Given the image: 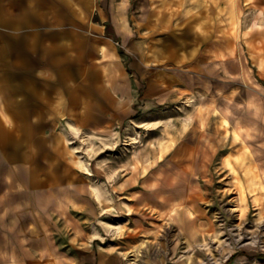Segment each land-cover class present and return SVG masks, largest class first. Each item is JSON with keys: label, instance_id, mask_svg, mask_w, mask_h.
<instances>
[{"label": "rangeland", "instance_id": "rangeland-1", "mask_svg": "<svg viewBox=\"0 0 264 264\" xmlns=\"http://www.w3.org/2000/svg\"><path fill=\"white\" fill-rule=\"evenodd\" d=\"M0 18V264H264V0H0Z\"/></svg>", "mask_w": 264, "mask_h": 264}, {"label": "crops", "instance_id": "crops-1", "mask_svg": "<svg viewBox=\"0 0 264 264\" xmlns=\"http://www.w3.org/2000/svg\"><path fill=\"white\" fill-rule=\"evenodd\" d=\"M12 1V0H11ZM6 4V3H5ZM32 3L29 2V7H31ZM28 14H31L30 11ZM1 20V18H0ZM3 20V19H2ZM26 20H30L29 19H26ZM4 21H11V19L9 18H4ZM13 21V20H12ZM9 84V83H8ZM7 83H5V81L2 83V86L3 87H6L8 86ZM6 91V90H5ZM21 95H17L14 91L13 94H8L4 97V101L6 100V102H10L9 104H6L4 105V107L2 108L4 113H7L9 116L13 117V118H21L22 116H24L25 113H22L24 110H26L25 108L31 109V105H29L27 103V105L24 104V102L27 100V99H21ZM6 98V99H5ZM31 101H34V102H39L40 104H45V106L47 105V103H49V111H51V107H52V99L51 98H47V95L46 94H41V95H38V97H35L34 100H31V97H30V100L28 102H31ZM39 104V105H40ZM1 108V107H0ZM47 110V108H46ZM22 111V112H21ZM29 116H31L32 114H28ZM35 116V115H33ZM41 116V115H40ZM44 116H46V114H44ZM32 117V116H31ZM5 125V124H4ZM6 126V125H5ZM96 260V261H95ZM123 259L114 254V253H109V254H99V255H94L93 256V261L94 263L93 264H124V261H122ZM34 264V263H32Z\"/></svg>", "mask_w": 264, "mask_h": 264}, {"label": "bare ground", "instance_id": "bare-ground-1", "mask_svg": "<svg viewBox=\"0 0 264 264\" xmlns=\"http://www.w3.org/2000/svg\"><path fill=\"white\" fill-rule=\"evenodd\" d=\"M103 51V50H102ZM223 52V51H222ZM230 52L231 53H233L234 52V45H232V47H230ZM223 56H225V54H224V52H223ZM1 109V108H0ZM225 122L226 123H228V120H225ZM4 123V122H3ZM5 126V125H4ZM11 127V126H10ZM72 127H73V129H75L76 130V132H77V130H78V128L76 127V126H74V125H72ZM5 128V127H4ZM78 133V132H77ZM0 136H1V131H0ZM7 138V137H6ZM239 139V136H238V134H237V132H235V140H238ZM7 141V140H6ZM170 147V146H169ZM247 147V145L245 144V145H243V148H246ZM166 148V147H165ZM62 150V149H61ZM164 152V154L167 152L166 151V149H165V151H164V149L162 150V153ZM61 155V154H60ZM62 155H64V154H62ZM60 157H62V156H60ZM160 158H163V155H160ZM55 160V159H54ZM240 161V158H237V163ZM54 162V161H53ZM55 163V162H54ZM56 166V165H55ZM49 167V166H48ZM58 167V166H57ZM52 170H53V168H51ZM66 169V168H65ZM231 169L235 172V171H237L236 170V168H235V166L233 165V166H231ZM65 171V170H64ZM67 172H69V169H68V171ZM235 173H237V172H235ZM45 174V173H44ZM64 174H66V173H64ZM52 177H53V175H52ZM63 177V176H62ZM65 177V176H64ZM63 177V178H64ZM45 178V177H44ZM55 178H57V176L55 177ZM54 179V178H53ZM48 180V179H47ZM46 181V180H45ZM251 186H250V189H251V192H253L254 191V178L253 179H251ZM30 184H32V183H30ZM42 187V186H41ZM175 188V187H174ZM241 188H243V186H241ZM157 191V190H156ZM155 191V192H156ZM93 192H94V196H95V198H96V200L97 201H101V200H103V199H105L106 198V195H105V192H104V189L103 188H101L100 186H95V187H93ZM119 227L120 226H118V225H113V226H111V228L112 229H114L115 230V234H117V232H118V229H119ZM117 231V232H116ZM244 232V231H243ZM246 235V234H245ZM140 252H141V250H140V247H137V248H135V249H133V250H131V251H128V252H126V256H128L130 259H131V264H139V262H138V258H139V256H140Z\"/></svg>", "mask_w": 264, "mask_h": 264}]
</instances>
